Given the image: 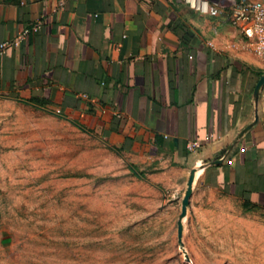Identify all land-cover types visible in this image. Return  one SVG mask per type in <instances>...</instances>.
<instances>
[{
    "label": "crops",
    "instance_id": "0c3cea01",
    "mask_svg": "<svg viewBox=\"0 0 264 264\" xmlns=\"http://www.w3.org/2000/svg\"><path fill=\"white\" fill-rule=\"evenodd\" d=\"M26 30L0 49V97L77 120L177 196L197 169L194 193L264 210V62L226 9L0 0V46Z\"/></svg>",
    "mask_w": 264,
    "mask_h": 264
},
{
    "label": "rangeland",
    "instance_id": "374dc122",
    "mask_svg": "<svg viewBox=\"0 0 264 264\" xmlns=\"http://www.w3.org/2000/svg\"><path fill=\"white\" fill-rule=\"evenodd\" d=\"M176 195L48 106L0 97V264H264V210Z\"/></svg>",
    "mask_w": 264,
    "mask_h": 264
},
{
    "label": "built area",
    "instance_id": "2783aa9c",
    "mask_svg": "<svg viewBox=\"0 0 264 264\" xmlns=\"http://www.w3.org/2000/svg\"><path fill=\"white\" fill-rule=\"evenodd\" d=\"M187 5L192 11L203 17H217L221 10L227 11L229 23L240 28L242 35L248 41L255 55L264 62V2L260 0H177ZM11 43H4L0 46L3 50L10 44L19 46L25 34ZM212 136H209L208 140ZM196 144H189L193 150Z\"/></svg>",
    "mask_w": 264,
    "mask_h": 264
},
{
    "label": "water",
    "instance_id": "95a60500",
    "mask_svg": "<svg viewBox=\"0 0 264 264\" xmlns=\"http://www.w3.org/2000/svg\"><path fill=\"white\" fill-rule=\"evenodd\" d=\"M263 85H264V77H262L261 80L259 81L258 86H257L256 93L259 92V90L261 89V87ZM196 173H197V169H194L192 171V174H191V176L189 178V181H188L186 195H185V198L183 200V214H186V212H187V208H188V205L190 203L191 196H192L193 191H194V183H195Z\"/></svg>",
    "mask_w": 264,
    "mask_h": 264
}]
</instances>
